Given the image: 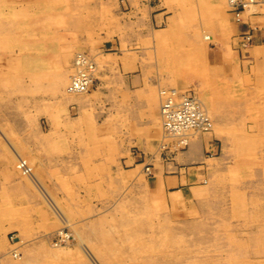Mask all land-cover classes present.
I'll list each match as a JSON object with an SVG mask.
<instances>
[{"label":"rangeland","instance_id":"374dc122","mask_svg":"<svg viewBox=\"0 0 264 264\" xmlns=\"http://www.w3.org/2000/svg\"><path fill=\"white\" fill-rule=\"evenodd\" d=\"M121 1L0 0V264H264V85L217 59L247 48L236 25L264 4L237 21L228 0H167L170 28L135 40ZM80 51L96 72L77 108ZM173 87L213 120L189 142L205 136L216 169L180 187L160 172L188 148L158 117Z\"/></svg>","mask_w":264,"mask_h":264},{"label":"crops","instance_id":"0c3cea01","mask_svg":"<svg viewBox=\"0 0 264 264\" xmlns=\"http://www.w3.org/2000/svg\"><path fill=\"white\" fill-rule=\"evenodd\" d=\"M120 5L121 9L124 6L125 13L127 16L129 15L131 20L140 19L141 29L133 31V33H136L133 35L135 40L139 35H141V39H147L146 36H154L156 31L158 33L167 31L174 16L173 11L175 12L177 9L175 6L168 4L167 0H123ZM144 13H148V17L145 18ZM241 28H252L253 43L251 46L246 49H239L236 43V50L232 49L229 52L222 48L217 53V59L222 64V70L227 72L236 71L237 76L253 71L254 80L259 78V83L264 85V13L246 15L243 22L236 25L237 30ZM138 31L140 32L138 33ZM227 55H231V57L229 58ZM140 77L141 75L127 78L131 83ZM204 137L201 136L193 141L187 150L180 152L177 156H174V160L164 164L160 172L163 175V180L165 179L167 183H170V186L176 184L180 187L199 183L204 176L213 175L216 169L215 161L207 162L208 158L199 150L200 145L204 144ZM221 155L222 150L217 157ZM165 172H168V174H165Z\"/></svg>","mask_w":264,"mask_h":264},{"label":"bare ground","instance_id":"6f19581e","mask_svg":"<svg viewBox=\"0 0 264 264\" xmlns=\"http://www.w3.org/2000/svg\"><path fill=\"white\" fill-rule=\"evenodd\" d=\"M232 1V0H231ZM228 4H229V7H231V2H230V0H228ZM262 4H264V3H262ZM115 5H117V4H115ZM101 6V5H100ZM254 6V4H252V5H250L249 6V8L246 10V11H248V10H251L252 11V7ZM124 7V6H123ZM251 8V9H250ZM263 9V8H262ZM88 10V9H87ZM92 10V9H91ZM255 9H253V11H254ZM258 10V8L255 10V11H257ZM196 11V10H195ZM94 12V11H93ZM245 11H243L242 13H241V20H242V18L244 17V14L246 13H244ZM79 15H82V14H79ZM86 15V14H85ZM209 15V14H208ZM211 16V15H210ZM118 17V16H117ZM182 20V19H181ZM86 21H88V20H86ZM238 21V20H237ZM201 22V21H200ZM88 23V22H87ZM107 23V22H106ZM85 24V23H84ZM101 24V23H100ZM198 24H200V23H198ZM239 25V24H238ZM85 26H87V25H85ZM202 26H203V24H202ZM97 29V28H96ZM70 30V29H69ZM74 30V29H73ZM78 30V29H77ZM175 30V29H174ZM71 31V30H70ZM198 31V30H197ZM202 31V30H201ZM207 31V30H206ZM210 32V31H209ZM211 32H212V30H211ZM105 33V32H104ZM198 33V32H197ZM203 34V33H202ZM213 34V33H212ZM91 35V34H90ZM100 35V34H99ZM211 35V34H210ZM102 36V35H101ZM105 36V35H104ZM107 36V35H106ZM204 36V35H203ZM219 36V35H218ZM94 37V36H93ZM117 37V36H116ZM205 37L206 38H208L209 36L208 35H205ZM198 38V37H197ZM211 38H212V36H211ZM195 39V38H194ZM235 39H237V38H235ZM242 39V38H241ZM212 41V40H211ZM249 41V40H248ZM79 42V41H78ZM115 42V41H114ZM208 42V41H207ZM105 43V42H104ZM233 43V42H232ZM235 43V42H234ZM75 45V44H74ZM78 45V44H77ZM83 44H81V46H82ZM173 45V44H172ZM240 45V44H239ZM79 46V45H78ZM131 46V45H130ZM249 46H251V45H249ZM69 47H70V45H69ZM76 47V46H75ZM100 47H102L101 45H100ZM128 47H129V45H128ZM173 47V46H172ZM203 47V46H202ZM210 47V46H209ZM214 47V46H213ZM212 47V48H213ZM215 47H217V46H215ZM245 47H247L248 48V46H245ZM239 48V47H238ZM139 49V48H138ZM233 49V48H232ZM76 50V49H75ZM87 50V49H86ZM85 51V50H84ZM191 55H192V53H191ZM233 59V58H232ZM170 61V60H169ZM85 63V64H84ZM140 64V63H139ZM182 64V63H181ZM169 65H171V64H169ZM219 66V65H218ZM155 67V66H154ZM180 67V66H179ZM179 67H178V69H179ZM151 68V67H150ZM156 69V68H155ZM154 69V70H155ZM96 72V63L94 62V58H93V56H89V55H87L86 53H84V52H82V51H80V52H77L76 54H75V56H74V59H73V69H72V73L71 74H69V81H68V74L66 73V71H64V72H61L60 73V76H59V83H64V82H66V81H68V83H67V85H65V88H64V91H65V100L66 101H69V102H73L76 106H77V108L79 107V108H81V105H83L84 104V101H85V99L82 97V96H80V94H83V93H85V92H88L89 91V89L92 87V85H93V75H94V73ZM162 72H163V70H162ZM164 72H165V70H164ZM155 73V72H154ZM178 73V72H177ZM242 73V72H241ZM176 74V73H175ZM232 74H233V72H232ZM177 75V74H176ZM179 75V74H178ZM245 75H247V74H245ZM217 77V76H216ZM241 77V76H240ZM244 77V76H243ZM249 77V76H248ZM242 78V77H241ZM143 79H146V78H143ZM216 79H218V78H216ZM245 79V78H244ZM247 79H249V78H247ZM186 80L187 79H185V82H186ZM147 81V80H146ZM183 81V80H182ZM236 81V80H235ZM241 81V80H240ZM239 81V82H240ZM245 81V80H244ZM253 81V80H252ZM190 82V81H189ZM238 82V81H237ZM176 83V82H175ZM191 84H192V82H191ZM195 84H196V82H195ZM182 85V84H181ZM95 86H96V84H95ZM192 86V85H191ZM162 87V86H161ZM122 88V87H121ZM196 88V87H195ZM168 89H176V88H162L161 90H160V96H161V104H160V106H159V111H158V117H159V120H160V123H161V125H162V128H163V132L165 133V135H167V136H170V137H175V138H177L179 141L178 142H181V140L183 141V142H186V144H188V146L189 145H191L192 143H193V141H195V140H197L198 139V137L196 138V139H193V140H191V142H189V135L194 131H204V130H201V129H194V128H189V127H183V128H180V129H178V130H176V131H169V130H167L165 127H164V118H163V115H162V113H161V106H162V101H163V99H164V97H162V90H168ZM179 91V90H178ZM159 92V91H158ZM155 94V93H154ZM198 94V93H197ZM199 96V95H198ZM198 96H196L197 97V99L199 100V103L202 105V107H203V109H204V111H206L207 112V114L210 116V114H209V112H208V110H207V108H206V106H205V104L202 102V100L198 97ZM204 101V100H203ZM61 104V103H60ZM57 105V104H56ZM73 105V104H72ZM208 107V106H207ZM66 108V107H65ZM61 109V108H60ZM68 109V108H67ZM67 109H65L66 111H67ZM117 116V115H116ZM210 118H211V116H210ZM212 119V118H211ZM47 122V121H46ZM212 122H213V120H212ZM64 125V124H63ZM213 126V125H212ZM157 128V127H156ZM212 128V127H211ZM145 129V128H144ZM214 129V128H213ZM54 131V130H53ZM140 132V131H139ZM147 132V131H146ZM154 132V131H153ZM142 133V132H141ZM157 133V132H156ZM51 134V133H50ZM152 136V135H151ZM159 137H160V135H158ZM40 138V137H39ZM71 138V137H70ZM151 138V137H150ZM156 138H157V136H156ZM43 139V138H42ZM66 139V138H65ZM60 141L62 140V139H59ZM41 141V140H40ZM51 141V140H50ZM149 142V141H148ZM154 142V141H153ZM173 142V141H172ZM65 143V142H64ZM151 143V142H150ZM41 144V143H40ZM61 144H63V141H62V143H60V145ZM152 144V143H151ZM154 144V143H153ZM156 144V143H155ZM56 145V144H55ZM59 145V146H60ZM147 145H149V144H147ZM146 145V146H147ZM63 146H66V145H64L63 144ZM63 146H61V147H63ZM101 146V145H100ZM100 146H98V147H100ZM180 146V145H179ZM183 146V145H182ZM60 147V148H61ZM153 147V146H152ZM136 148H137V146H136ZM155 148V147H154ZM68 149V148H67ZM156 149V148H155ZM49 151V150H48ZM133 152V151H132ZM161 152V151H160ZM50 153V152H49ZM210 153V152H209ZM37 157V156H36ZM34 158H35V156H34ZM109 158V157H108ZM107 159V158H106ZM109 160V159H108ZM113 164V163H112ZM114 168V167H113ZM149 168V167H148ZM147 169V168H146ZM67 171V170H66ZM49 172V171H48ZM146 172H147V170H146ZM148 173V172H147ZM147 173H145V174H147ZM219 175V174H218ZM30 176H33V172H30ZM35 179V178H34ZM204 180V179H203ZM36 183L35 184H39L37 181H35ZM203 183V182H202ZM92 190V189H91ZM42 191V190H41ZM47 192V191H46ZM206 192V191H205ZM39 193V192H38ZM41 193V192H40ZM39 193V194H40ZM202 193V192H201ZM166 194V193H165ZM200 194V193H199ZM42 197V196H41ZM52 197V196H51ZM188 197V196H187ZM196 197V196H195ZM43 198V197H42ZM191 201H192V199H190ZM254 201V200H253ZM232 205V204H231ZM256 205V204H255ZM43 208V207H42ZM192 211V210H191ZM7 216V215H6ZM234 217H235V215H234ZM62 219H64V218H62ZM64 221V220H63ZM65 222H67V220L65 221ZM64 228V227H63ZM63 228L61 229V230H59L58 229V232L59 233H61L62 234V238H65V235H64V231H63ZM57 232V231H56ZM67 234V233H66ZM60 236V235H59ZM61 239V238H60ZM21 240V239H20ZM19 240V241H20ZM63 240V239H62ZM18 241V240H17ZM60 241V240H59ZM16 242V241H15ZM65 242V241H64ZM21 243V242H20ZM68 245V244H67ZM189 250H190V248H189ZM12 251L13 252H16V250L13 248L12 249ZM192 251V250H191ZM11 255V254H10ZM18 255V254H17ZM15 256V255H14ZM23 260V259H22ZM159 260V259H158Z\"/></svg>","mask_w":264,"mask_h":264},{"label":"built area","instance_id":"2783aa9c","mask_svg":"<svg viewBox=\"0 0 264 264\" xmlns=\"http://www.w3.org/2000/svg\"><path fill=\"white\" fill-rule=\"evenodd\" d=\"M230 9L234 12L236 19L241 20V13L250 5L262 4L264 0H230ZM246 34V35H245ZM243 34V39L251 40V33ZM246 40L243 42L246 46ZM85 64V63H84ZM164 97L161 113L164 118V127L169 131H176L183 127L201 130H210L213 122L204 111L197 97L190 92H180L177 89L162 90ZM177 132V131H176Z\"/></svg>","mask_w":264,"mask_h":264}]
</instances>
